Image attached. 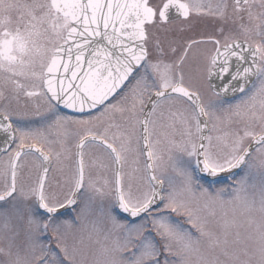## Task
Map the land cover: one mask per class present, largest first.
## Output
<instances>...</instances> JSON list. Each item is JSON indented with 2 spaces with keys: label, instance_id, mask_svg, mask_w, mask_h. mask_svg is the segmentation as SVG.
Segmentation results:
<instances>
[{
  "label": "snow or ice",
  "instance_id": "snow-or-ice-1",
  "mask_svg": "<svg viewBox=\"0 0 264 264\" xmlns=\"http://www.w3.org/2000/svg\"><path fill=\"white\" fill-rule=\"evenodd\" d=\"M0 155V264H264V0H0Z\"/></svg>",
  "mask_w": 264,
  "mask_h": 264
},
{
  "label": "rangeland",
  "instance_id": "rangeland-1",
  "mask_svg": "<svg viewBox=\"0 0 264 264\" xmlns=\"http://www.w3.org/2000/svg\"><path fill=\"white\" fill-rule=\"evenodd\" d=\"M27 99L25 97H19V104H17L16 100H12L11 101V105L10 107L12 109H17V108H23L25 105H27L29 108H31L33 106V103L31 101H26ZM34 102H37L38 104H42V100L40 98L36 99ZM233 104L236 103V101H232ZM257 104V111L259 110V100H257L256 102ZM241 107L243 108L244 105H241ZM94 115L97 113H93ZM217 115L220 117L219 121H210L209 122V126L211 127V124L213 122L217 123L218 127L223 129L224 128V118H225V114L224 112H218ZM78 118H83V117H78ZM110 120L112 122H114L115 124L120 125V128H116V127H112L109 129L108 131V136L110 138H112L113 136H119L121 135L125 129L128 128V125L126 124V122L122 119V117L119 114H116L114 119L111 116H105L103 117L100 121H94V123L98 126L97 130L98 131H103L105 127L108 126ZM179 129V125H177V130ZM76 130V126L75 125H70L69 126V131H75ZM53 139H55V137L53 136ZM30 142H35L31 139L26 140L25 143L28 144ZM73 143L72 139H69V145L71 146V144ZM116 146L120 147L121 146V140H116ZM135 140L133 139L132 145L131 147L134 149L135 148ZM16 145H14L13 148H15ZM55 148L58 149V145H54ZM46 150V149H45ZM86 160L89 161V163H91L93 160L97 161V166L94 169H91V174L93 175L94 178H99V179H103L104 176H108L110 177V171L106 170L104 167H102V165H109L110 161L108 158V155L106 152H104V150L102 148H98L95 145H89L86 149ZM129 155V162H131L132 158H133V153H128ZM8 160L7 155L4 157L0 158V171H3V169L5 168V162ZM21 164L24 165V168L21 170L22 173L27 176L28 173L31 171L32 175H35V171H34V157L32 156H24L21 158ZM67 164L70 165V161L65 162ZM61 165L58 164V162L54 159L52 161V172L50 173V175H57L59 176L60 173L57 171L58 168H60ZM71 172V168L68 167L65 169V174L68 175ZM228 183H231V181L229 179L224 180V181H219L216 184V187H223L226 186ZM227 197H225V200L227 201ZM234 206L230 205V204H225L224 206V211H228L229 213H231L233 211ZM237 211H239V209H237ZM253 216L258 219L259 218V214L258 213H253ZM175 218V217H174Z\"/></svg>",
  "mask_w": 264,
  "mask_h": 264
},
{
  "label": "flooded vegetation",
  "instance_id": "flooded-vegetation-1",
  "mask_svg": "<svg viewBox=\"0 0 264 264\" xmlns=\"http://www.w3.org/2000/svg\"><path fill=\"white\" fill-rule=\"evenodd\" d=\"M194 25H195V32L194 33H189L190 35L195 34V35H199L200 33H204V34H211L213 32V24L211 22V18H203V19H198V20H194ZM23 95L21 94V97ZM24 97V96H23ZM26 98V97H25ZM39 97L33 98V99H28L26 101H31L33 104H38L37 102H34L36 99H38ZM34 143V142H30L29 144ZM6 155H2L1 157H4Z\"/></svg>",
  "mask_w": 264,
  "mask_h": 264
},
{
  "label": "water",
  "instance_id": "water-1",
  "mask_svg": "<svg viewBox=\"0 0 264 264\" xmlns=\"http://www.w3.org/2000/svg\"><path fill=\"white\" fill-rule=\"evenodd\" d=\"M64 111L65 113L70 114V115H78V114H73L70 110H64ZM227 177H228L227 173H222L220 174L219 180L225 179Z\"/></svg>",
  "mask_w": 264,
  "mask_h": 264
}]
</instances>
